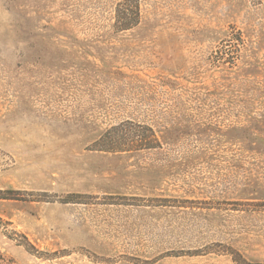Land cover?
<instances>
[{"label":"rangeland","instance_id":"obj_1","mask_svg":"<svg viewBox=\"0 0 264 264\" xmlns=\"http://www.w3.org/2000/svg\"><path fill=\"white\" fill-rule=\"evenodd\" d=\"M0 264H264V0H0Z\"/></svg>","mask_w":264,"mask_h":264},{"label":"trees","instance_id":"obj_2","mask_svg":"<svg viewBox=\"0 0 264 264\" xmlns=\"http://www.w3.org/2000/svg\"><path fill=\"white\" fill-rule=\"evenodd\" d=\"M115 28L126 31L136 28L141 22V9L139 3L128 6L124 11L117 15Z\"/></svg>","mask_w":264,"mask_h":264}]
</instances>
